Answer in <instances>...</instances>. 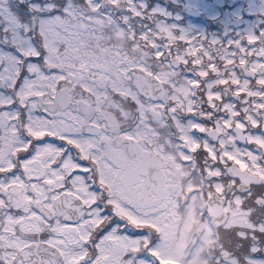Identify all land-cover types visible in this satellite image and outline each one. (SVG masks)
<instances>
[{
  "label": "flooded vegetation",
  "instance_id": "1",
  "mask_svg": "<svg viewBox=\"0 0 264 264\" xmlns=\"http://www.w3.org/2000/svg\"><path fill=\"white\" fill-rule=\"evenodd\" d=\"M188 2L189 0H0V60L6 62L2 74L14 79L18 70L24 73L32 65L33 71L41 74V82L49 90L50 97L45 101L34 102L31 100L32 90L28 89L29 86L26 88L22 85L18 90L20 99L29 108L43 104L49 111L56 110L72 122L86 123V118L95 117L97 113L105 116L110 107L122 105L127 116L124 126L132 127L139 120L138 112L147 113L148 122L155 123L157 130L173 142V151H177L175 142L178 132L173 126L172 116L186 128L193 121L201 122L207 128V135L197 137L201 151L189 154L191 159L184 168L183 176L176 172L171 215L177 219L185 217L187 212L192 215L190 242L196 243L195 247L204 253L206 261L209 256L224 258V252H227V235L237 232L244 235L246 227L253 229L257 243L255 249H259L258 255L264 256V113L253 110L251 97L246 106L242 105L241 98L234 96L231 85L210 88L221 76H227L228 70L218 69L214 75L201 79L197 71L206 68L209 61L194 64L195 53L187 58V63L177 60V56L184 55L186 47L198 45L212 52L217 57L216 64L222 65L218 52L222 53L223 45L229 39H238V30L257 23V17L249 15L244 6L259 4L260 0H218V13L205 10L196 15L184 10ZM212 2L213 0H209V3ZM36 4L42 9L45 5H53L56 11L67 8L69 14L65 16L61 12L60 16H56L47 13L41 20L34 9ZM143 4L147 7H143ZM153 9L161 11L153 12ZM241 12L243 20H237V13ZM160 23L176 24L174 33L184 28L191 38V45H186L175 36L169 43L157 27ZM36 25H39V29ZM259 27L264 28V22ZM213 37L218 38L220 43L212 46L209 42ZM45 46H53L55 50L48 48V55L43 62L36 61L31 55L21 56L17 52L19 48L31 54ZM158 51H162L163 56L157 58ZM49 67L58 71L46 75ZM231 67L230 65L229 68ZM41 68L44 70L41 71ZM161 72L169 74L171 85H175L176 89L153 75ZM30 77L33 76L29 75L28 78ZM188 80H200V85L191 87L190 92L183 95L177 89L185 86ZM116 81L121 90L120 95H116ZM63 89L70 93V100L53 107L55 93ZM209 90L219 91L224 97L223 101L217 102L215 110L208 107V100L205 98ZM21 92H28V97L22 99ZM16 93L17 90L7 84L0 85V99L14 100ZM126 93L138 96L141 104H132L125 97ZM173 97H176L177 108L175 112H169L168 107L173 103ZM82 101H86L90 109H81ZM224 103H234L237 108L247 107V111L241 112V118L246 119L248 113H251L261 127H254L250 121L245 126H237L235 120L231 121V131L217 126L215 122L226 115L222 108ZM189 107L194 108L195 112L187 111ZM153 108L156 109L155 112L152 111ZM8 110L21 113V120L16 122L19 126L25 109L19 107L17 102L8 105ZM108 121L115 124L113 116ZM64 126L71 127V124ZM205 143L214 150L215 158L203 152ZM147 171L151 176L152 190L140 202L142 210L148 214L147 219L130 218L133 222L147 223L154 227L162 241L167 233L164 223L165 204L169 198L166 197L168 192L165 195L167 181H160L157 176L164 171L159 164H153ZM207 204L215 210L217 218L211 214ZM221 209L226 212L227 217L223 216ZM68 211L74 214V209L70 208ZM9 212L12 210L9 209ZM222 217L223 223L218 224L216 220L220 222ZM173 228V233L178 232L177 227ZM206 235L211 237V243L202 245L200 241ZM24 238L35 239L27 236ZM15 239L5 236L3 241L9 244ZM159 250L164 256V248L161 246ZM16 251L14 246L0 248V252ZM32 258L38 264L35 250H32ZM251 258L253 264H264V259L258 256L252 255ZM28 264H31V260Z\"/></svg>",
  "mask_w": 264,
  "mask_h": 264
},
{
  "label": "snow or ice",
  "instance_id": "2",
  "mask_svg": "<svg viewBox=\"0 0 264 264\" xmlns=\"http://www.w3.org/2000/svg\"><path fill=\"white\" fill-rule=\"evenodd\" d=\"M217 3L218 0L212 3L189 0L184 10L194 15L205 10L218 13ZM142 6L147 7L146 4ZM34 9L41 20L47 13L69 14L67 8L56 11L53 5H45L42 9L36 4ZM244 10L256 16L257 23L238 30V39H229L223 45L222 53L218 52L222 65L216 64L217 57L212 52L198 45L186 47L184 55L177 56V60L187 63V58L195 53L194 64L209 61L206 68L197 71L201 79L214 75L218 69L228 70V75L221 76L210 88L231 85L234 96L241 98L242 105L246 106L251 97L253 110L264 113V28L259 27L264 22V0L244 6ZM236 19L243 20V13H237ZM157 27L169 43L175 36L191 45V38L184 28L174 33L176 24L160 23ZM36 28L39 29V25ZM209 43L215 46L220 41L213 37ZM17 52L43 62L48 48L45 46L31 54L18 48ZM163 54L156 52L157 58ZM5 64L0 60V85L7 84L17 93L14 100L0 99V248L14 246L17 251L0 252V264H28L29 260L31 264H37L32 258V250H35L38 264H166L159 250L160 234L149 224L133 222L130 217L147 219L148 214L140 203L152 190L147 170L153 164H159L165 171V182L172 170L182 177L191 159L189 154L201 151L197 137L206 136L207 128L199 121L191 122L186 128L172 116L178 132L177 151H173V142L157 130L155 123L148 122L147 113L138 112V122L125 127L127 116L122 105L109 108L115 124H110L108 117L99 113L86 118V123L72 122L56 110L49 111L43 104L29 108L20 99L18 90L29 75H36L33 66L24 73L18 70L13 79L2 74ZM55 71L58 70L49 67L45 74ZM153 75L176 89L171 85L168 73ZM199 85L200 80H188L177 91L187 95L191 87ZM37 95L43 97L45 93ZM125 97L132 104H141L136 95L126 93ZM205 98L212 110L217 102L224 100L219 91L212 90L206 92ZM175 101L176 97H173L169 112L176 111ZM17 102L25 109L19 126L16 122L21 120V113L8 110V105ZM222 108L226 115L215 122L217 126L231 131V121L235 120L237 126H245L250 121L254 127H261L251 113L246 119L241 118V112L247 111V107L237 108L234 103H224ZM187 111L194 113L195 109L189 107ZM67 124L71 127L64 126ZM202 150L215 158L216 153L207 143ZM70 208L74 209V214L68 211ZM5 236L16 239L5 244ZM26 236L35 239H25ZM259 253L257 249L253 256L264 259Z\"/></svg>",
  "mask_w": 264,
  "mask_h": 264
},
{
  "label": "rangeland",
  "instance_id": "3",
  "mask_svg": "<svg viewBox=\"0 0 264 264\" xmlns=\"http://www.w3.org/2000/svg\"><path fill=\"white\" fill-rule=\"evenodd\" d=\"M49 48V46H48ZM49 49L55 50L53 46H50ZM86 50V48H85ZM60 63H58V66ZM41 74H36L34 77H30L26 80V83L24 86L26 88L28 87L31 91V100L34 102H41L47 100L49 96V90L45 88V86L42 84L41 80ZM98 79L100 76L97 77ZM86 79V78H85ZM55 83V81H54ZM33 84V86H32ZM118 81H116V87L118 86ZM35 88V89H34ZM116 90L121 91L118 87ZM40 92H44L45 95L43 97L38 96L37 94ZM88 97L90 95L86 94ZM25 97H28V92H21V98L25 99ZM118 104V103H117ZM115 108V107H114ZM104 111H106L104 108H102ZM125 112V111H124ZM108 119L110 116H113V113L110 111H106L104 114ZM176 170H172L171 176L167 179V189L165 190V195L168 192V195L166 197H169L167 199V202L165 204V229L166 234H164V238L161 241V246L164 248L165 252V262L166 264H171L169 262H174L175 264H206V258L203 255L202 251H199V249L196 247L195 249H192V256L189 255L190 253V240L192 239L190 232V228L192 226V215H187L185 217L181 216L180 219H177L176 216L171 215L172 213V205H173V192L176 185ZM173 227H177L178 232L173 233L172 230H174ZM200 243L202 245H207L211 243V237L206 235L201 239ZM198 243V244H200ZM197 244V245H198ZM229 254V253H228ZM190 256V258L188 257ZM168 261V262H167ZM233 262H228L226 259L222 264H232ZM237 264V261L234 259V263Z\"/></svg>",
  "mask_w": 264,
  "mask_h": 264
},
{
  "label": "trees",
  "instance_id": "4",
  "mask_svg": "<svg viewBox=\"0 0 264 264\" xmlns=\"http://www.w3.org/2000/svg\"><path fill=\"white\" fill-rule=\"evenodd\" d=\"M226 245L228 250L232 251L237 257L239 264H252L248 261V256L254 246L253 232L251 230L244 232V235L229 233Z\"/></svg>",
  "mask_w": 264,
  "mask_h": 264
},
{
  "label": "water",
  "instance_id": "5",
  "mask_svg": "<svg viewBox=\"0 0 264 264\" xmlns=\"http://www.w3.org/2000/svg\"><path fill=\"white\" fill-rule=\"evenodd\" d=\"M69 99H70V96H69V93H67V91H60V92H58L57 94H56V96H55V101H58V102H60V103H65V102H67V101H69ZM55 105V104H54ZM54 105H52V106H54ZM82 107L83 108H87V107H89L86 103H84V105H82ZM158 177H159V180H162L163 178H164V174L163 173H161V174H158L157 175ZM211 214L213 215V216H215L216 218H217V215L215 214V210L213 211L212 209H211ZM224 216V215H223ZM225 217V216H224ZM224 219H223V217L220 219V222H218V220H216L218 223H222V221H223Z\"/></svg>",
  "mask_w": 264,
  "mask_h": 264
}]
</instances>
